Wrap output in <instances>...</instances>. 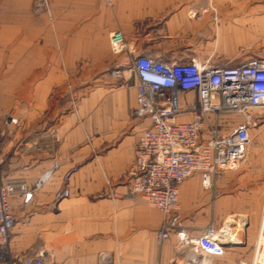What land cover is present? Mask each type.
Segmentation results:
<instances>
[{"label": "crops", "instance_id": "0c3cea01", "mask_svg": "<svg viewBox=\"0 0 264 264\" xmlns=\"http://www.w3.org/2000/svg\"><path fill=\"white\" fill-rule=\"evenodd\" d=\"M45 1L0 0L1 169L37 186L29 205L11 199L12 258L181 264L189 249L178 233L196 239L212 227L229 233L213 264H254L264 229V107L232 118L251 139L238 170L211 190L199 174L181 185L180 227L162 245L164 215L132 192L127 176L149 126L134 115L136 61L264 62V0ZM117 32L129 43L119 55L110 41ZM191 98L182 95V105ZM64 189L71 196L57 203Z\"/></svg>", "mask_w": 264, "mask_h": 264}, {"label": "built area", "instance_id": "2783aa9c", "mask_svg": "<svg viewBox=\"0 0 264 264\" xmlns=\"http://www.w3.org/2000/svg\"><path fill=\"white\" fill-rule=\"evenodd\" d=\"M111 4L114 0H101ZM46 1L41 0V7ZM198 21L201 15L191 13ZM115 55L126 52L129 43L121 32L111 35ZM138 78V107L134 115L149 121L135 150L134 167L128 180L134 194L164 215L159 244L179 228L181 185L199 174L203 187L213 189L217 180L238 170L246 161L250 132L246 125L232 127V118L264 107V62L251 59L241 63L215 65L199 57L187 61H164L143 56L134 66ZM190 95L186 106L181 96ZM0 159V264H52L44 254L13 259L10 252L15 217L11 199L29 205L37 190L23 180L5 178ZM70 174L66 175L68 180ZM64 189L55 194L57 203L69 199ZM181 245L188 248L181 264H213L225 255L227 229H204L196 239L182 230ZM254 264H264V229L255 246ZM161 264V263H158ZM169 264H180L172 262Z\"/></svg>", "mask_w": 264, "mask_h": 264}, {"label": "rangeland", "instance_id": "374dc122", "mask_svg": "<svg viewBox=\"0 0 264 264\" xmlns=\"http://www.w3.org/2000/svg\"><path fill=\"white\" fill-rule=\"evenodd\" d=\"M217 43L213 42V43H210V45H215ZM243 58L241 57H235V58H231L230 60L232 61L231 63L233 64H236V63H239L242 61ZM245 59V58H244ZM4 166V165H3ZM231 173H229L228 175H226V177H228Z\"/></svg>", "mask_w": 264, "mask_h": 264}, {"label": "water", "instance_id": "95a60500", "mask_svg": "<svg viewBox=\"0 0 264 264\" xmlns=\"http://www.w3.org/2000/svg\"><path fill=\"white\" fill-rule=\"evenodd\" d=\"M226 246V244H224V247Z\"/></svg>", "mask_w": 264, "mask_h": 264}]
</instances>
